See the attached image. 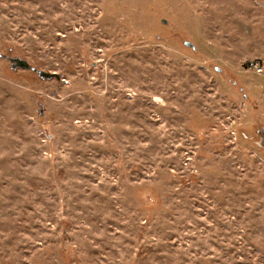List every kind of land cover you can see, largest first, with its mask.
Wrapping results in <instances>:
<instances>
[{
    "label": "rangeland",
    "instance_id": "374dc122",
    "mask_svg": "<svg viewBox=\"0 0 264 264\" xmlns=\"http://www.w3.org/2000/svg\"><path fill=\"white\" fill-rule=\"evenodd\" d=\"M258 65L264 0H0V264H264Z\"/></svg>",
    "mask_w": 264,
    "mask_h": 264
},
{
    "label": "water",
    "instance_id": "95a60500",
    "mask_svg": "<svg viewBox=\"0 0 264 264\" xmlns=\"http://www.w3.org/2000/svg\"><path fill=\"white\" fill-rule=\"evenodd\" d=\"M188 46H191V43L187 44ZM9 63H10V68L12 70H17V68L26 70V71H33L36 73V75H38L42 80H50L52 78H57V75H55L54 73H48V72H43V71H39L34 69L32 66H30L25 60L22 59H15V58H7L6 59Z\"/></svg>",
    "mask_w": 264,
    "mask_h": 264
},
{
    "label": "built area",
    "instance_id": "2783aa9c",
    "mask_svg": "<svg viewBox=\"0 0 264 264\" xmlns=\"http://www.w3.org/2000/svg\"><path fill=\"white\" fill-rule=\"evenodd\" d=\"M255 69H256L257 74L264 71V69L261 66H259V65L256 66Z\"/></svg>",
    "mask_w": 264,
    "mask_h": 264
}]
</instances>
